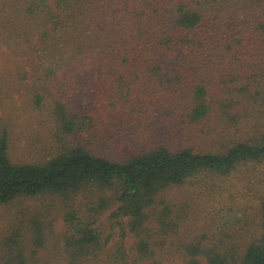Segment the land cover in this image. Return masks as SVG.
Masks as SVG:
<instances>
[{
	"label": "trees",
	"instance_id": "trees-1",
	"mask_svg": "<svg viewBox=\"0 0 264 264\" xmlns=\"http://www.w3.org/2000/svg\"><path fill=\"white\" fill-rule=\"evenodd\" d=\"M0 55V204L64 223L0 264H264V188L241 242L173 196L264 164V0H0Z\"/></svg>",
	"mask_w": 264,
	"mask_h": 264
},
{
	"label": "rangeland",
	"instance_id": "rangeland-1",
	"mask_svg": "<svg viewBox=\"0 0 264 264\" xmlns=\"http://www.w3.org/2000/svg\"><path fill=\"white\" fill-rule=\"evenodd\" d=\"M5 58L7 56L0 55L1 66L5 64ZM200 179L209 180L200 182ZM263 188L264 164L242 165L227 176L193 180L172 195L188 200L193 208L194 214L186 226L191 232L186 235L192 236L205 230L216 233L222 228L227 234L235 236L236 240L232 241L241 242L257 229L258 199ZM61 205L59 198L52 197L21 198L9 204H0V248L4 236L15 233L14 227L20 228L22 237L28 239L32 219L51 222L54 230L60 231L64 224L59 217ZM107 213L102 215L100 222L110 230L109 224L104 222ZM115 229L117 235V226ZM162 264H179V259L167 257Z\"/></svg>",
	"mask_w": 264,
	"mask_h": 264
}]
</instances>
